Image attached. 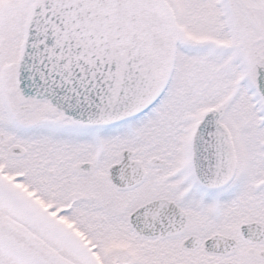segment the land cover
Segmentation results:
<instances>
[{"label": "snow or ice", "instance_id": "obj_1", "mask_svg": "<svg viewBox=\"0 0 264 264\" xmlns=\"http://www.w3.org/2000/svg\"><path fill=\"white\" fill-rule=\"evenodd\" d=\"M0 264H264V0H0Z\"/></svg>", "mask_w": 264, "mask_h": 264}]
</instances>
